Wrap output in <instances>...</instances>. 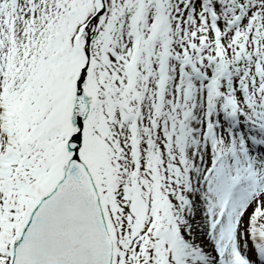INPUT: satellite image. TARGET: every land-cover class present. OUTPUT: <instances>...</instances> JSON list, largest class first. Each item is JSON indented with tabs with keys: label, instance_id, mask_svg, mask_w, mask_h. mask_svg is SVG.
I'll list each match as a JSON object with an SVG mask.
<instances>
[{
	"label": "snow or ice",
	"instance_id": "snow-or-ice-1",
	"mask_svg": "<svg viewBox=\"0 0 264 264\" xmlns=\"http://www.w3.org/2000/svg\"><path fill=\"white\" fill-rule=\"evenodd\" d=\"M0 264H264V0H0Z\"/></svg>",
	"mask_w": 264,
	"mask_h": 264
}]
</instances>
